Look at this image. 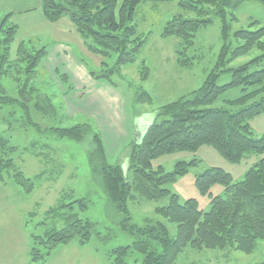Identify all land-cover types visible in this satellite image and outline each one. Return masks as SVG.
<instances>
[{"label":"trees","instance_id":"16d2710c","mask_svg":"<svg viewBox=\"0 0 264 264\" xmlns=\"http://www.w3.org/2000/svg\"><path fill=\"white\" fill-rule=\"evenodd\" d=\"M167 2L170 0H40V7L47 20L55 22L67 16L74 28L87 42L88 49L109 58L115 54V61L110 68L103 69L99 75L89 72L92 79H101L114 86L110 75L121 72V67L132 63L144 44L138 33L137 25L132 22L137 6L142 2ZM255 1L264 5V0H179L178 6L196 13V19H186L175 15L168 20L160 31L162 38L176 37L174 47L176 65L188 68L192 58L186 50L193 44L196 32L211 20L207 17L204 6L221 21L223 44L214 68L208 73L203 84L177 100L157 108V116H166L161 121H153L143 132L139 142L133 139L124 146H130L128 170L130 180L123 175L119 165H111L107 158L105 143L101 131L90 122L78 123L70 127H49L48 131L56 138L82 142L91 135L87 149V160L91 174L96 177L106 198L108 216L121 215V228L134 237L131 246L117 247L113 264H126L124 257L130 249L143 255L140 264H174L178 255L186 247L194 250L222 249L231 247L243 253H251L258 239L264 238V156L257 159L244 173L242 179L233 177L218 167H209L195 177V186L202 195L208 194L210 208L204 212L198 208L197 200L190 198L184 202L170 192L166 185L176 182L178 177L188 173L191 166L198 164V159L177 161L173 171L167 172L162 166L152 167L156 158L175 152H196L203 145L213 147L223 158L238 163L244 155L264 154V133L253 135L250 121L264 114V67L249 71V63L229 69L230 81L217 85L219 74L227 62L247 55L254 48L262 54L252 62L264 59V26L256 30H237L232 37L241 43L231 49L228 38L231 22L235 17L230 10L240 4ZM13 12L0 16V107L19 103L29 111V103L44 116L54 117L56 107L47 95L41 93L30 80L36 77L38 65L46 56V47L35 49L26 42H20L11 57V46L18 26L12 22ZM103 65H107L103 63ZM140 79L145 80L149 69L141 63ZM22 100H17L4 92L1 78L14 76ZM24 79L22 83L21 79ZM67 82L65 74L59 75ZM62 82V83H63ZM31 85V86H29ZM72 86H68V89ZM239 88L238 96L227 100L230 106L239 107L236 111L226 108L208 107L226 91ZM26 90L27 98L22 95ZM259 97L258 100H254ZM135 101L151 103L150 95L141 90L135 95ZM34 101V102H30ZM29 123L30 119L28 120ZM16 151L10 139L0 132V183L12 177L26 192L35 188V180L42 179L41 173L27 177L15 164L12 155ZM214 185L223 187L222 194L212 195ZM168 198V204L157 206L154 212L175 224V235L169 237L166 226L161 222L137 227L129 224V201L160 200ZM87 208L86 199H74L72 190L62 191L56 202L45 211V218L53 220L52 226L44 231L40 243L46 248L41 251L33 241L30 249L31 261L50 254L57 244H67L74 236L84 244L90 237L93 223L82 220L79 211ZM61 223L62 226L57 228Z\"/></svg>","mask_w":264,"mask_h":264},{"label":"rangeland","instance_id":"374dc122","mask_svg":"<svg viewBox=\"0 0 264 264\" xmlns=\"http://www.w3.org/2000/svg\"><path fill=\"white\" fill-rule=\"evenodd\" d=\"M178 2L179 0L148 1L137 6L132 22L137 25L144 44L134 62L122 66L120 73L115 72L110 75L114 83L112 89L127 106L133 121L141 112H144L141 119L148 120L150 124L167 118L157 116V108L199 88L218 60L223 44L221 21L213 14L211 7L204 6L211 22L196 32L193 44L186 50L187 57L192 58V65L188 68L176 65L174 47L179 39L162 38L160 31L175 15H181L186 19L198 18L196 13L181 9ZM120 3L121 0H118V7ZM10 11L13 12L10 20L18 26L11 46L12 58L15 57V50L22 41L35 49L46 47V52L55 45L64 44L66 53L60 54L61 57H58L60 59L54 55H52L53 59L51 57L47 61L43 59L38 65L36 77L29 82L41 93L50 97L57 109L54 117L42 115L33 108L31 103H29L28 113L17 102L0 107V132L16 146V151L12 155L15 164L27 177L42 174V179L35 180V188L32 192L24 191L12 177L0 183V264H113L115 254L112 250L117 247L131 246L134 237L121 228L120 214L114 213L108 216L106 212L103 189L97 178L92 176L87 160L91 135L82 142H76L56 138L47 128L70 127L83 122L98 126L96 118H89L84 111L72 114L67 111L65 101L72 96L73 104L84 110L89 108H84L82 102L99 99L100 103L102 102L100 110L103 117L106 118L108 113L110 117L112 116V111L117 109V103L100 91L103 84L108 83L101 79H92L94 83L87 84V77H90L89 72L99 75L103 69L110 68L115 61V54L106 58L89 50L86 40L77 33L78 31L67 16L55 22L47 20L42 13L40 0H0V16ZM229 12L235 17V20L231 22L228 38L231 49L241 43L232 37L233 32L240 29L254 31L264 26V5L258 2H244ZM262 40L264 41V38ZM260 54L262 51L254 48L247 55L227 62L216 84L228 83L231 77V72L228 70L242 64L249 63V71L264 67V59L250 63ZM65 60L80 63L83 73L75 72V75L73 72L68 73V81H61L59 75L66 73L63 69L71 70L72 68V64L69 62L70 65L65 64ZM142 62L149 69V75L145 80L140 79ZM18 75L2 77L1 84L5 94L22 100L15 81ZM23 80L22 78L20 83ZM81 84L83 89H87V94L79 97L76 95V89L81 90L79 89ZM68 86L72 88L68 89ZM141 90L150 95L151 103L134 100L135 95H138ZM238 94L239 88L230 89L208 107L236 111L239 107L230 106L226 101ZM22 95L27 98L26 90ZM258 99L259 97L254 100ZM119 111L123 116L122 109ZM29 119L31 123L28 122ZM250 126L255 137L264 133V114L252 119ZM130 150L131 147L128 145L109 158V163L119 165L124 177L128 180L131 176L128 170ZM262 156L264 154L259 156L248 154L244 155L240 162L232 163L223 158L213 147L203 145L196 152L182 151L160 156L152 161V167L162 166L165 171L170 172L173 171L177 161L198 159L197 165L191 166L188 173L178 177L176 182L166 185V188L176 194L181 203L190 198L196 199L198 208L206 212L210 208V198L208 194L202 195L198 192L194 184L195 177L209 167H218L229 173L234 180H240L248 168ZM68 190L73 191L74 199L87 200V208L79 211V217L93 223L88 241L80 244L79 237L76 235L67 244H57L52 248L50 254L44 256L45 263H42L43 258L31 261L29 252L33 241L37 242L35 246L41 254L46 251L40 239H34V236L43 237L46 228L54 223L53 220L45 218V211L56 202L60 192ZM222 192L221 185H214L210 189L212 195L222 194ZM167 204V197L157 201L145 199L129 201L127 222L137 227L161 222L168 229L169 237L173 238L175 224L154 212L155 207ZM61 226L62 224L59 223L57 228ZM142 258L141 253L131 248L124 257V261L126 264H140ZM174 264H264V238L258 239L254 250L248 254L231 247L203 248L202 250L186 247L178 255Z\"/></svg>","mask_w":264,"mask_h":264},{"label":"crops","instance_id":"0c3cea01","mask_svg":"<svg viewBox=\"0 0 264 264\" xmlns=\"http://www.w3.org/2000/svg\"><path fill=\"white\" fill-rule=\"evenodd\" d=\"M65 49L66 48L64 44L55 45L51 50L47 49V53H46V57L44 58V61H47L50 57L52 58V55L56 56L57 58L61 57L60 54L64 55V53H66ZM68 62L69 61L65 60V64H69V63L72 64L71 66L72 71L68 70L67 68L63 69V72H66L65 74H67L66 76H68V73L70 74L71 72H73V75H75V72L83 73V69L81 68L80 63L76 61H70L69 63ZM52 66L54 65L52 64ZM74 77L76 78V76ZM87 78H88L87 84L94 83L92 78L90 77H87ZM97 82H100V81H97ZM85 86L87 87V85ZM82 87L83 85L81 84V87H79V89L81 90L76 89L77 91L76 95L77 96L79 95V97L87 94V89L85 90ZM112 88L113 87L108 84H103L102 88H100V91L106 93L107 97L110 98L111 101L113 100V102L117 103L116 104L117 109H114L112 111L111 117H110V113L106 114V118L103 117L102 111L100 110L102 107V102L100 103L99 99H91V100L82 102V105L84 108H89L86 110L78 108L73 104L74 102L73 96L70 99H67L65 101L66 103L65 108L70 114L78 112V111H84L85 114L89 118H94V117L96 118L97 123H98L97 127H100L99 130L101 131L103 141L105 143V148H106L108 159L114 156L121 148H123L128 141L133 139L135 142H139L143 132L145 131L147 126L150 124L148 120L141 119L142 113L144 112H141L139 115H137V117L133 121V118L130 117V113L127 110V106H125V103L121 101V98ZM100 98H103V97H100ZM92 106H95V107H92ZM119 109H122L123 116L120 114Z\"/></svg>","mask_w":264,"mask_h":264}]
</instances>
